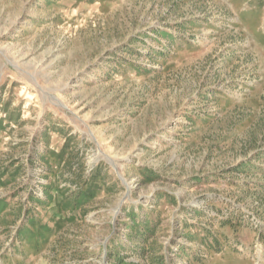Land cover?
<instances>
[{
    "label": "rangeland",
    "instance_id": "obj_1",
    "mask_svg": "<svg viewBox=\"0 0 264 264\" xmlns=\"http://www.w3.org/2000/svg\"><path fill=\"white\" fill-rule=\"evenodd\" d=\"M0 264H264V0H0Z\"/></svg>",
    "mask_w": 264,
    "mask_h": 264
}]
</instances>
